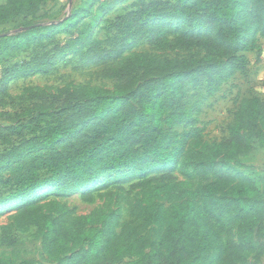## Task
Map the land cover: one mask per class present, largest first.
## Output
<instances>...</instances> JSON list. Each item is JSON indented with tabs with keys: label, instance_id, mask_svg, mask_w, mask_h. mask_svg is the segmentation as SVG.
I'll use <instances>...</instances> for the list:
<instances>
[{
	"label": "trees",
	"instance_id": "16d2710c",
	"mask_svg": "<svg viewBox=\"0 0 264 264\" xmlns=\"http://www.w3.org/2000/svg\"><path fill=\"white\" fill-rule=\"evenodd\" d=\"M47 1L8 0L0 6V26L34 17ZM88 8L74 9L57 25L3 32L0 65L25 48L70 32L75 28L71 23L88 15ZM113 28L116 35L108 44L92 46L99 64L118 62L122 51L144 36L151 47L172 48L175 54H131L123 65H110L108 73L124 79L126 86L83 87L77 109L65 110L62 123H48L61 111L49 112L40 105L28 120L0 125L1 142L20 140L0 153V186L8 189L0 204L53 183L66 182L76 192L106 174L136 167L144 175L133 186L148 192L145 200L158 211L150 222L144 208L140 224L117 231L112 215L73 217L57 207L72 225L40 218L47 263L0 257V264H115L127 256L136 257L129 264H204V254L214 248L228 263L249 264L247 256L264 247V171L254 163L264 149V101L243 98L229 137L220 142L205 139L197 115L208 98L246 70V53L260 47L264 0H152L117 17ZM69 47L67 43L55 55ZM48 59L45 64L53 57ZM41 66L37 61L14 63L4 70L0 89L10 79L44 71ZM133 72L150 77L130 90ZM38 127L39 141L27 137ZM68 136L75 138L65 142ZM176 169L183 180L177 179ZM154 199L170 205L165 208ZM156 220L166 224L158 240L137 237L140 226ZM72 245L85 248L73 251Z\"/></svg>",
	"mask_w": 264,
	"mask_h": 264
},
{
	"label": "rangeland",
	"instance_id": "374dc122",
	"mask_svg": "<svg viewBox=\"0 0 264 264\" xmlns=\"http://www.w3.org/2000/svg\"><path fill=\"white\" fill-rule=\"evenodd\" d=\"M150 1L152 0H51L45 2L34 17H19L11 23L1 25L0 36L8 30L25 32L34 26L57 25L67 19L74 9L82 5L89 7L88 15L86 13L80 21L71 23L75 28L70 32L57 33L44 43L25 48L0 65V79L4 70L16 62L37 61L42 65L41 70H44L26 78L10 79L3 90L0 89V125H13L20 120H28L27 116L31 110L40 105L49 112L61 111V114L48 118V123H62L66 116L65 110L77 109L83 87L115 90L126 86L124 79L108 73L110 65L112 68L123 65L131 54L145 52L172 57L175 54L174 49H155L148 44L144 36L123 50L118 62L99 64L95 61L96 52H93L92 46L108 44L116 35L113 25L117 17L138 10ZM7 2L8 0H0V6ZM81 32H85V37H80ZM67 43L70 44L69 50L64 54L55 55L59 48ZM259 44V48L246 53V70L243 73L238 72L218 93L208 98L197 115L199 126L204 128L205 139L211 143L229 137V128L243 98L257 96L264 101V37L259 38ZM50 57H53L52 62L45 64ZM148 77V73L133 72L130 76V90L136 89ZM4 92L6 93L1 95ZM27 137L39 141L40 127L33 129ZM74 138L68 136L65 142L73 141ZM5 142L0 141V153L14 148L20 140L16 138ZM254 163L264 171V149L257 154ZM174 173L178 180H183L180 170L176 169ZM142 175L144 173L136 167L119 170L102 176L76 192L70 190L66 182L53 183L24 199L8 200L0 204V257L15 262L35 260L47 263L48 257L43 250V240L39 233L40 218H54L61 224L72 225V220L63 216L57 207L70 211L73 217H82L94 212L112 215L117 231L126 224H140L138 216L144 208H147V220L151 222L158 206H153L145 200L148 192L143 193L141 186H133L139 182ZM7 190L0 186V196L6 195ZM149 193L152 194V191ZM154 202L163 204L165 208L170 205L166 200L154 199ZM165 227V222L162 224L159 220L153 221L140 226L137 237L156 241ZM261 242L264 244V238ZM84 248V245L71 246L73 251ZM135 259L134 256H127L115 264H129ZM247 262L264 264V247L259 253L248 255ZM204 264L231 263L225 260L219 249L214 248L204 254ZM234 264H241V261Z\"/></svg>",
	"mask_w": 264,
	"mask_h": 264
}]
</instances>
